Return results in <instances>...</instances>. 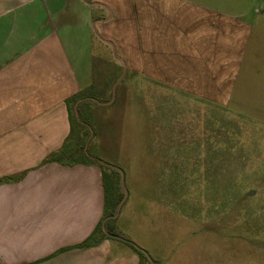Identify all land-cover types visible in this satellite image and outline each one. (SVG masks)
<instances>
[{"label": "crops", "instance_id": "crops-1", "mask_svg": "<svg viewBox=\"0 0 264 264\" xmlns=\"http://www.w3.org/2000/svg\"><path fill=\"white\" fill-rule=\"evenodd\" d=\"M236 7L220 0H0V264H139L116 238L78 247L103 218L106 162L45 161L72 135L69 102L93 84L98 49L112 57L116 82L131 89L127 130L151 141L130 150L153 160L159 152L155 166L162 167L165 153L181 148L152 143L181 132L173 105L226 108L245 63L242 77L253 73L252 49L264 53L252 47L263 28ZM253 13L264 25V13ZM134 176L130 183H138ZM141 181L169 183L151 175Z\"/></svg>", "mask_w": 264, "mask_h": 264}, {"label": "rangeland", "instance_id": "rangeland-1", "mask_svg": "<svg viewBox=\"0 0 264 264\" xmlns=\"http://www.w3.org/2000/svg\"><path fill=\"white\" fill-rule=\"evenodd\" d=\"M220 1L235 2L237 12L251 11L249 20L264 30L252 14L264 13V0ZM258 38L252 47L264 49V34ZM102 55L96 49L93 84L70 104L73 131L65 148L72 153L65 160L106 162L105 172L120 182L116 225L155 264H264V53L252 49L248 57L253 73L242 77L245 63L233 103L226 108L173 105L182 115L181 132L154 137L152 143L166 139L181 148L166 152L160 168L159 152L153 160L130 150L151 141L127 130L131 113L125 97L131 89L124 86L126 80L116 82L119 71L112 67V57ZM104 66L110 69L102 72ZM120 156L124 163L117 176L113 170L120 166ZM131 174L138 183L129 182ZM148 175L169 183L145 184L141 180ZM111 181L105 178L107 193Z\"/></svg>", "mask_w": 264, "mask_h": 264}, {"label": "trees", "instance_id": "trees-1", "mask_svg": "<svg viewBox=\"0 0 264 264\" xmlns=\"http://www.w3.org/2000/svg\"><path fill=\"white\" fill-rule=\"evenodd\" d=\"M70 104L71 103L69 102L70 118H71V123H73V115L70 108L71 107ZM65 145H67V143ZM65 147L66 146H64L63 149H61L60 151L51 154L46 159L45 162L54 161L59 163L74 164L82 161H91L87 159L82 161L80 160L77 162L72 161V159H71L72 162L71 161L69 162V160L68 161L65 160L66 157H68L72 153L71 150L68 151ZM113 172L118 176V173L116 171ZM106 177H110L112 181L110 184V193H107V190L105 191V211L103 214V218L100 221L97 228L91 234V236L78 247L92 246L100 243L105 238H116L124 242H127L134 249V251L137 252V254L140 257V264H155L153 261H151L150 257L143 250H141L138 246H136V244H134L131 240H129L125 236V234L117 227L116 215H117L118 207L122 201L121 193H119L120 182L119 180H117V178L115 179L113 174H105V178Z\"/></svg>", "mask_w": 264, "mask_h": 264}]
</instances>
